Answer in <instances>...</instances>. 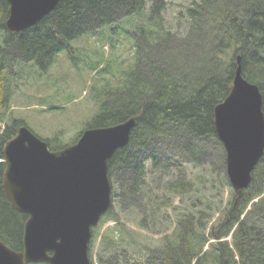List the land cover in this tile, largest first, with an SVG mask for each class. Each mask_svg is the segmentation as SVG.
Listing matches in <instances>:
<instances>
[{
  "label": "trees",
  "instance_id": "1",
  "mask_svg": "<svg viewBox=\"0 0 264 264\" xmlns=\"http://www.w3.org/2000/svg\"><path fill=\"white\" fill-rule=\"evenodd\" d=\"M150 3L147 8L146 0H60L36 24L10 31V5L0 0V240L21 251L27 218L13 208L2 185L3 146L25 124L8 111L17 62L34 61L46 70L60 51L72 53L75 38L129 23L135 37L132 65L108 69L98 79L94 102L99 109L84 128L135 116L128 144L108 159V175L115 169L127 174L120 192L112 188L111 204L115 198L123 213L136 210L139 230L121 228L124 223L111 215L110 206L99 221L115 218L117 225L106 227L101 240L123 249L116 257L103 250L101 264H264V153L250 184L233 190L226 205L221 207L217 195L201 193L198 200L206 199L205 207L201 201L181 200L178 212L173 197L200 192L201 187L194 188L184 163L168 151L173 144L189 163L203 166L206 173L198 176V183L209 175L211 190L216 188L214 178H226L214 107L229 93L240 56L242 75L258 85L264 112V0H191L179 11L177 26L164 15L167 0ZM140 14L146 17L139 24L134 16ZM60 138L58 131L44 139L56 150L67 145ZM148 163L166 174L174 167L179 178H162L153 185ZM212 208L219 211L215 217ZM169 211L177 216L174 225ZM143 230L162 238L132 247L130 242H137L135 235Z\"/></svg>",
  "mask_w": 264,
  "mask_h": 264
},
{
  "label": "water",
  "instance_id": "2",
  "mask_svg": "<svg viewBox=\"0 0 264 264\" xmlns=\"http://www.w3.org/2000/svg\"><path fill=\"white\" fill-rule=\"evenodd\" d=\"M60 0H8L6 27L36 24ZM135 116L86 127L77 140L56 150L26 124L4 144L2 185L11 205L27 215L23 249L0 240V264H91L92 228L111 206L108 159L126 146ZM216 134L225 150L226 175L235 191L246 188L264 153V112L258 85L242 75L237 57L232 86L214 107Z\"/></svg>",
  "mask_w": 264,
  "mask_h": 264
},
{
  "label": "rangeland",
  "instance_id": "3",
  "mask_svg": "<svg viewBox=\"0 0 264 264\" xmlns=\"http://www.w3.org/2000/svg\"><path fill=\"white\" fill-rule=\"evenodd\" d=\"M190 1L167 0L164 15L169 19L168 22L173 26H177L179 11H184ZM146 3L148 8L151 4L150 0H146ZM145 17L141 14L135 15L134 21L140 24ZM133 30L129 23L127 26L115 23L95 33L83 34L72 41L74 47L72 53L66 50L60 51L46 70H40L34 61H18L15 66L16 75L8 111L23 119L25 124L41 138L54 135L55 132L59 131L61 134L60 141L67 143V145L75 142L84 129L85 123L99 109V103L94 102L98 79L108 69L116 71L132 65L135 51ZM170 146L168 148L169 153L184 163L187 177L193 180L194 188L200 186L202 191L195 193L190 191V194L185 196L176 194L173 197V203L178 204L177 211L181 212V200L189 203L201 201V205L205 207L206 199L199 197L200 200H198L201 193H204L208 198L217 195L218 201L222 204L221 207L226 205L231 192L234 190L226 172L225 179L214 178L216 188L211 190L209 175L204 182H201L202 184L198 183V176L206 173V171H203V166H195L189 163L183 155L178 153L177 147L173 144H170ZM170 169L169 173L166 174L161 170L152 169L150 163H148L149 182L157 186L162 178L170 181L177 180L180 174L179 171L174 167ZM126 177L127 174L120 169L112 171V176L109 178L113 191L120 192ZM119 202L115 198L112 200L111 215L116 217L120 223H124L121 228L128 231L129 229L138 231L139 229L135 226L136 219L139 218L136 214L137 211L131 210V213H123L119 208ZM122 209L124 210L123 207ZM212 213L215 217L219 211L212 208ZM168 215L172 221L171 225L176 224V214L169 211ZM113 219L103 223L99 221L92 228L88 250L91 264L102 263L101 252L103 253L105 249H108L114 257L121 255L123 246L112 243L103 244L101 240L106 227L117 225ZM141 232L144 234H134L137 242H130L132 247L135 244L137 246L145 243L149 238L156 242L162 238L160 233L152 234L144 230ZM125 237L127 238V234Z\"/></svg>",
  "mask_w": 264,
  "mask_h": 264
}]
</instances>
